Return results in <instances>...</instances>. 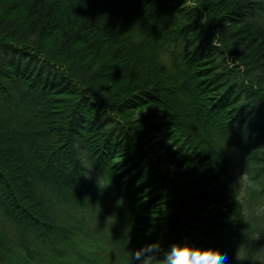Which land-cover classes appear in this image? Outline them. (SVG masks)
Segmentation results:
<instances>
[{"label":"trees","instance_id":"trees-1","mask_svg":"<svg viewBox=\"0 0 264 264\" xmlns=\"http://www.w3.org/2000/svg\"><path fill=\"white\" fill-rule=\"evenodd\" d=\"M239 168L264 195L263 0H0V264H236Z\"/></svg>","mask_w":264,"mask_h":264},{"label":"clouds","instance_id":"clouds-1","mask_svg":"<svg viewBox=\"0 0 264 264\" xmlns=\"http://www.w3.org/2000/svg\"><path fill=\"white\" fill-rule=\"evenodd\" d=\"M85 178H89L87 174ZM242 235L244 238L234 249L236 264H264V245L258 248L251 246L253 241L260 239L259 232L245 229ZM161 251L158 241L144 245L132 252V264H210L212 261L228 264L227 254L211 247L174 242L167 250H163L162 255Z\"/></svg>","mask_w":264,"mask_h":264},{"label":"rangeland","instance_id":"rangeland-1","mask_svg":"<svg viewBox=\"0 0 264 264\" xmlns=\"http://www.w3.org/2000/svg\"><path fill=\"white\" fill-rule=\"evenodd\" d=\"M252 177L253 175H249L246 171L239 168L235 184L246 215V229L259 232L260 239L253 241L251 245L253 248H258L264 245V231L260 230L264 229V195H260L258 192L260 189L258 179H253ZM115 202L116 199L110 195L107 204L112 205ZM99 228L96 227L98 230L107 229L104 224H100ZM92 244L93 248L87 249L82 253L84 257L94 260L93 264H109V262L113 261L115 251L109 252L108 249H97L94 243L90 242V245Z\"/></svg>","mask_w":264,"mask_h":264}]
</instances>
